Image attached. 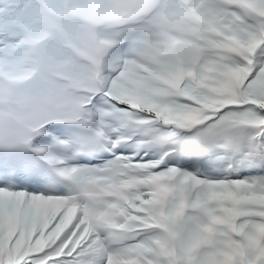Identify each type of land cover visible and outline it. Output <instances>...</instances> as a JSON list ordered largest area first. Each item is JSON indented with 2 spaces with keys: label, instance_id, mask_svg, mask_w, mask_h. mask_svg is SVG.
<instances>
[{
  "label": "snow or ice",
  "instance_id": "6c2138e0",
  "mask_svg": "<svg viewBox=\"0 0 264 264\" xmlns=\"http://www.w3.org/2000/svg\"><path fill=\"white\" fill-rule=\"evenodd\" d=\"M0 264H264V0H0Z\"/></svg>",
  "mask_w": 264,
  "mask_h": 264
}]
</instances>
